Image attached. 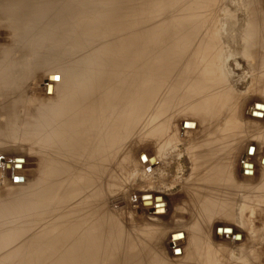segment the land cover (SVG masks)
Masks as SVG:
<instances>
[{"label": "rangeland", "instance_id": "rangeland-1", "mask_svg": "<svg viewBox=\"0 0 264 264\" xmlns=\"http://www.w3.org/2000/svg\"><path fill=\"white\" fill-rule=\"evenodd\" d=\"M23 1L26 0H0V84H4L1 83L3 70L6 72L4 73L6 78L10 76L9 82L13 86L8 88L5 86L4 89L3 85H0L2 87L0 89H4L3 94L0 92V232L12 229L13 238L10 247L7 245L8 235L2 236L0 239V261L9 262L11 259V264H62L60 261L62 259L60 244H56L54 240L48 238L51 235L49 229L53 226L51 223L54 221L52 217H49L51 202H54L59 194L66 196L72 189V186L69 185L72 181L86 184L80 186L79 189L88 191V186L92 183L91 180L95 182L99 180L97 177L88 178L86 170L82 175L77 171L87 164V159L84 160L77 153L78 146L84 138L86 139L87 135V130L81 124L83 121L81 117L85 114H81L82 108H79L75 113L76 105L80 101L79 96L76 99L72 98L70 102L66 101L67 96L72 93L73 85L69 86L67 81H65L66 85L64 84L62 79L66 80V76L62 74L59 64L79 62V57L90 54L95 44L100 45L98 41L102 42L106 38L105 35H108L110 40L128 37L131 41L130 44H134L132 33H140L138 38L142 41L140 49L145 57L142 61L144 68H142V75L145 80L150 76L153 78L151 83L147 81L144 86L143 109L139 114L140 116H134L135 119L126 125L125 134L128 137L115 144L114 141L118 139V132L113 125L110 128L109 139L112 153L108 160L109 174L102 182L99 181L101 186L98 184L95 190V194H97V190L98 194H103L102 201L104 203H101L105 207H101L100 200L96 199L95 208L99 209H97L98 212L101 210L100 207L104 210L109 208L107 211H110V220H113L109 227L113 229L114 234L120 233L123 240L118 242L117 249L115 247L110 255L102 256L99 264H149L146 261L128 262L126 260L127 255L124 254L128 253L127 245L131 238L135 246L137 245L136 252L140 249L139 251L143 253V259L144 257L145 259L150 258L149 253L154 251L150 249H154L153 246L156 244V246H160L159 250L157 249V257L170 261L161 263L182 264L180 261L177 262L178 258L171 250L176 253L182 251L186 246L187 236H191L185 231L184 236H179L181 244H175V247L172 248L169 245L172 240L170 239V243H168V238L171 233L180 230L182 226L181 223L180 226L178 222V224L175 222L177 220L183 221L187 227L189 223H198L200 219L205 218L200 213H179V210L184 209L183 207L186 208V195L190 194L185 190V185L196 176L192 166L195 154L193 148L187 147V145L189 142L190 144L193 143L198 139L197 137L204 144L200 149L204 157H208L212 153L208 145L212 143L214 145L216 142L226 146L227 150L224 151V155H219L218 159L223 158V163L228 166L230 177L232 181L234 180V184L232 181V183L225 184H228L232 190L237 188V193L224 190L222 194L225 196L228 193L234 197V206L232 205L234 211L237 208L236 203H240V209L241 206L243 207L244 226L241 230L246 238V244L252 243L256 249L255 253H248L249 248L247 249L248 246L245 244L246 254L251 256L248 260L240 254L242 247L228 246L230 244L226 242L223 246L228 247L231 251L225 248L224 253L219 254L217 263L211 261L210 264H264V203L259 201L258 191L255 190L264 184V112L261 111H264V105H262L264 104V0H203L201 3L200 0H195L196 2L186 0L187 3L185 0H73L68 8L63 3L61 6L58 0H28L27 3ZM111 5L122 7L121 18L118 19L114 16L108 19L104 16L107 12L105 9H109L108 6ZM196 7L199 8L196 9ZM178 10L190 16L188 18L189 24L192 26L203 24V28L200 27L201 25L199 26L201 31H198L197 34L200 37L198 35L194 37L191 44L192 49L189 47L187 54H178L179 56H175L176 59L173 61L171 54L174 40L172 24L174 23V16L179 12ZM193 14L199 16H193ZM123 17H126L123 20L124 26L119 28ZM104 18L107 20L102 22ZM190 18L193 21L190 22ZM133 19L136 20L133 21ZM221 19H229V22L239 25L234 32L235 36L241 34L247 37L245 29L250 30L252 29L250 27H254V25L253 29L257 30V32L254 31L256 34L259 30L261 31L259 32L260 37H255L253 43H250L246 56H241L234 52L236 49L229 48L223 52L221 64L218 61L219 64L217 65L212 60L209 62V58L206 59L204 56L198 58L197 55L199 54L197 53L200 50L201 52L205 51L206 46L204 48L200 46L203 43L201 41H207L213 34L215 37L212 38L216 39L217 35L223 32ZM183 20L185 21V19ZM132 21L137 23H131ZM242 22L244 28H241V31L239 28L240 25L243 27ZM95 25L98 29L92 31L91 29ZM73 28H76V32L71 34L68 30ZM34 32L38 35L33 34ZM223 33L218 35L217 40L222 39L220 36L222 37ZM68 37L69 39H67ZM94 37H97V40H94ZM152 37L155 38L152 39L153 41L151 40ZM33 38L36 41L32 40ZM71 41L74 45L70 48ZM241 41L244 47L240 46V51H243L246 49L247 41L245 38ZM166 42L168 43L166 44ZM194 46H197L198 50ZM235 47L239 49V46ZM221 49H223V45ZM228 50H231L230 53H232L229 58H227ZM44 53L49 55L45 56ZM167 53H169L168 56ZM151 54H155V56H151ZM41 55L46 58L52 55L53 58L50 57V59L45 60V57H41ZM183 55L187 59L186 61ZM193 55L197 57L195 58L198 60L197 63ZM192 57L195 61L193 66L197 65L195 73L194 67L192 69L187 64ZM146 61L152 65L148 63L145 65ZM86 62L84 61L83 64ZM211 62L213 64H210ZM57 65L59 66L57 67ZM177 65H179L178 69H176ZM188 67L191 70L186 73L185 69ZM215 67L222 68V70L226 68L225 75L228 74L227 79L225 77L226 81L217 84L213 81L212 71L209 69L214 70ZM202 69H205V72ZM198 72L202 75L199 79L200 83L197 80L199 86L203 82L208 86L203 84L204 88H199L200 94L198 91L196 92L197 95L196 93L192 95L189 93V97L188 93L185 94L186 89L193 79L192 76L198 78ZM26 73L28 74L25 78ZM215 74H213L214 78L218 71ZM13 76L15 77L13 78ZM12 78L15 80L14 82ZM18 79L22 83L18 82ZM23 79H27L26 82ZM154 80L155 82H153ZM62 84L63 86H61ZM46 86L50 87V89L48 88L49 91H47ZM61 87H63L62 90ZM206 89H211L212 94L210 90L207 92ZM4 93L9 98L6 95L4 97ZM85 94L88 95V91ZM257 102L261 103L254 106ZM253 106L259 111V114L256 110L250 112ZM64 111L69 112L70 122L63 119L65 117ZM255 112L257 115L253 114ZM58 116H62L60 121H56ZM256 117L260 120L257 121ZM194 120L196 123H193ZM185 121L192 122L191 125L188 124L192 130L190 129L191 131L189 130L190 132L183 136L181 131L186 125ZM183 122L184 125H182ZM88 136H90L89 133L87 138ZM250 144L254 146L249 147L248 154L255 168L245 164L241 169L240 163L244 161L243 157L245 159L246 150ZM256 148L257 153L254 156ZM147 154V158L149 156L160 158V165L148 170L154 166L152 164L146 168L147 170H144L145 163L143 161L147 158L143 159V157ZM70 155L77 157L72 160ZM202 160L200 163L203 165L202 169L205 173L207 165H213L217 158L211 159L209 163L205 159ZM58 167L61 170H57ZM247 169L248 172L250 171L249 173H245ZM68 170H73L74 176L68 174L67 177L62 176L63 182L57 184L55 180L61 177L56 175V172L65 175L64 173ZM86 180L88 181L86 182ZM89 182L90 184H88ZM144 193H150L155 203L161 202L165 205L164 214L159 216L160 220L157 218L155 221L154 219V215H157L155 208L152 209V207V210H148L145 203H141V195ZM228 194V197L223 196L224 199L232 198ZM144 197L142 198L144 199ZM105 202H109L108 206ZM156 204L160 205V203ZM8 205H10V211L6 212L5 208ZM57 210L59 211V207L55 211L56 214ZM67 211V208H61L58 213L62 216ZM54 216L57 218L56 215ZM211 217L206 218L207 221H211ZM219 218L220 220L216 219L217 221H215L213 219L212 221L216 225L218 224L217 229L219 230H217L216 236L218 241L222 242L224 239L220 228L231 223L235 217L227 218L226 215H221ZM148 225L152 227L150 228ZM145 226H148L147 229ZM156 226L158 228H155ZM194 226L191 227L194 228ZM140 229L141 231L144 230L141 232L142 235ZM155 229L157 236L159 235L160 238L163 236L158 242L155 241L159 236L157 238L153 236ZM239 232L241 233V231ZM159 242L163 244L159 245ZM147 243H152L153 246ZM122 245L125 247L123 248ZM55 246L57 247L55 248ZM145 246H148V249L150 247L149 252ZM78 248L80 252L83 250L79 246ZM51 249L53 253L52 251L47 253ZM9 252L11 255L8 258L7 253ZM82 253L78 256L80 261L75 262V264H94L96 261L94 254H87V260L82 263ZM141 253H139V259H142ZM133 258L137 259L138 257L133 256ZM0 264L2 263L0 262Z\"/></svg>", "mask_w": 264, "mask_h": 264}, {"label": "bare ground", "instance_id": "bare-ground-1", "mask_svg": "<svg viewBox=\"0 0 264 264\" xmlns=\"http://www.w3.org/2000/svg\"><path fill=\"white\" fill-rule=\"evenodd\" d=\"M58 1L61 4V6L63 3L66 6V8H68L69 5H71L73 0H58ZM173 1H175V0H173ZM178 1H176V2H178ZM182 1H184V0H182ZM190 1H188V2H190ZM193 1H195V0H193ZM201 1L203 2V0H200V3H201ZM23 2L27 3L28 0L23 1ZM95 2H97V1H95ZM172 3H174V2H172ZM186 3H187V1H186ZM191 3H193V2H191ZM176 5L178 6V3ZM195 5H196V3H195ZM186 7H188V6H186ZM108 8L109 9H105L107 11L104 15L106 18L110 19L114 16H116V18H118V19L121 18L120 15H121L122 7H120L119 5H117V6L111 5V6H108ZM189 8H190V5H189ZM198 8L196 7V9H198ZM177 9H179V8H177ZM87 10H85V11H87ZM181 11H182V9H181ZM193 16H199V15L193 14ZM189 17L190 16H188V14H185V13L183 14L179 11L177 13V15H175L173 18L174 23L172 24L173 25L172 27H173L174 32L172 31L173 32L172 35H173L174 40L172 39L173 42H172V53H171L173 61H174V59H176L175 56H177L178 54L179 55L183 54V53L187 54L189 52V50L187 51V49L189 47L191 48V46H192L191 44L193 43L194 37L197 35L199 36V34H197L198 31H201L199 28L200 27L203 28V24H200L201 26L197 25V24L192 26V24H189V22H188ZM106 18H104V20L102 22H105L107 20ZM195 18L197 19L198 17H195ZM202 18H203V16H202ZM79 19L77 20L78 22L80 21ZM125 19H126V17L122 18V22L120 21L121 25L119 26V28L124 26L123 20H125ZM183 19H185V21ZM134 20H136V19H133V21ZM198 20H200V19H198ZM221 20H222V24L221 23L220 24L223 25V27L221 29L223 32L226 31L225 33L221 32V34L223 33L222 37L220 36V38H222V39L217 40L218 35H221L220 33L217 35L216 39L212 38V37H215L214 34L209 39H207V37L205 36L207 41H201V43L203 42L202 45L199 44L203 48H204V46H206L205 51L203 50V52H201V50H200L201 54L199 51L197 53V54H199V55H197L198 58L204 56L206 59L209 58V60H208L209 62H210V60H212L213 63H215L217 65L219 64L217 62L218 61L220 62L222 59L223 52L229 48L236 49V50H234V52L241 55V56L242 55L246 56L248 54V47L250 46V43L251 42L253 43V40L256 39L255 37H260L259 32L261 31V30H259V32L257 33L258 34V36H257V34H256L257 30L253 29L255 27V25H254V27H250L253 30L252 29H250V30L245 29V33L247 34L246 35L247 37H245L241 34H240V36H235L234 32L236 31V29L239 25L238 26L234 25L233 22H229V19H225V20L221 19ZM77 21H76V23H77ZM133 21L131 23H137V22H133ZM189 21L191 22L193 20H191V18H190ZM196 22H198V21L196 20ZM239 22H241V21H239ZM108 24H110V23H108ZM204 26H205V24H204ZM242 26H243V22H242ZM246 27H247V25H246ZM241 28H244V26L241 27V25H240L239 29H241ZM36 29H38V28H36ZM96 29H98V28L95 25L94 28H92L91 30L94 31ZM68 31H70L71 34L72 33L74 34V32H76V28H73V29L68 30ZM195 31H196V34H195ZM241 31H242V29H241ZM254 31H256V32H254ZM35 32H36V30H35ZM35 32L33 34L38 35ZM238 33H237V35H239ZM242 34H243V32H242ZM35 35L34 36L32 35V36L35 37ZM140 35H141L140 33H132L131 36L135 41L134 44H130L131 41L129 40L128 37H123V38H119L116 40L115 39L110 40L109 36L105 35L106 38L103 39L102 42L98 41V42H100V45L97 46L95 44V46L93 47V51L90 54H85L86 59H85V55H82V57H79L80 61L79 62L75 61L76 62L75 64H73V62H66V63L59 64L60 66L57 65V67L58 66L61 67L60 69H61L62 74H64V76H66L65 77L66 80L62 79V81H64V82L67 81L69 86L73 85V87L71 88L72 93L67 96L66 101L70 102V100L72 98L76 99V97H78V96L80 97V101L76 105L75 113L78 111L79 108L83 109V112H81V114L84 113L85 115L83 117H81V119L83 120L81 122V124L83 125V128L85 127L84 129L87 130V135H88V133L90 135V136H88V138L86 135V139L84 138L81 141L82 143L77 148L78 149L77 153L80 156H82V158L84 160L87 159V164L84 167H82V169L77 170L80 173V175H82L83 172L86 170L88 173L87 174L88 178L97 177V179L101 182L103 181L104 178H106L107 174H109L108 173V166H109L108 160H109L111 153H112V146L110 143L111 141L109 139V136H110L109 132L111 131L110 130L111 126L113 125L114 129L115 130L117 129L118 139H115L114 143L118 144L122 139H126L128 137L125 134L126 125L129 124L132 120H134L136 116L137 117L140 116L139 114H141V112H142L143 101H144L143 100L144 86L146 85L147 81L151 83V79L153 77L150 76V77L146 78V80H145L143 78V75H142V68H143L142 67V61L145 57H144V54L142 53V51L140 49L141 44H142L141 39H138ZM162 35H164V34H162ZM200 35H201V33H200ZM202 35H203V33H202ZM207 36L209 37V35H207ZM158 37H159V35H158ZM244 38L247 41V44L245 45L246 49L243 51H240L241 50L240 46L244 47V45H242V41H241V39H244ZM67 39H69V37ZM152 39H155V38L152 37L151 40ZM32 40H35V38H33ZM55 40L57 42V39H55ZM94 40H97V37L96 38L94 37ZM152 41H151V43H152ZM33 42H32V44H33ZM155 42H154V44H155ZM167 43L168 42H166V44ZM28 44H30V41H28ZM73 45H74V43H72V41H71L70 42V48ZM222 45H223V49H221ZM235 46H239V49ZM47 47H49V46H47ZM163 47H164V45H163ZM194 47L196 48L197 46H194ZM196 50H198V47L196 48ZM228 51H229V53L227 54V58L231 57V54H232V53H230L231 50H228ZM168 54L169 53H167V56H168ZM42 55H43V53H42ZM42 55H41V57H45V56H48L49 54L48 55L45 54V56H42ZM78 55H81V54H78ZM153 55L155 56V54H151V56H153ZM51 56H49V58L45 57L44 59L45 60L50 59ZM191 56H189V57H191ZM194 56L195 55H193V57ZM183 57H184V55H183ZM193 57L189 60V63H187V64L191 68L194 67V69L193 68L192 69L195 73L196 69H197V65L193 66V63L195 62L194 59L197 57L195 56L194 59H193ZM52 58L53 57H51V59ZM177 59H178V57H177ZM81 60H82V62H81ZM86 60H88V62H86ZM186 60L187 59L185 58V61ZM84 61L86 63L83 64ZM182 61H183V63L185 62L183 60V58H182ZM197 61L198 60H196V63H197ZM175 62H174V65H175ZM147 63L149 64V61H146L145 65H147ZM204 63H208V62H204ZM213 63L211 62L210 64H213ZM150 64L152 65V63H150ZM181 64H182V62H181ZM220 64H221V62H220ZM143 66H144V64H143ZM158 66H160V65H158ZM209 67H210V65H209ZM219 67H221V66L219 65ZM178 68H179V65L176 66V69H178ZM191 68H189V67H188V69L186 68L185 72L187 73L189 70H191ZM215 69H217L218 74H219V75L217 74V76H219V77L216 76L214 78L213 74L217 73V71H215ZM215 69L214 70L209 69L212 71V78L214 79L213 81H215L216 84L226 81V79H227L226 76L228 75V74L225 75L226 68L222 70V68L219 69V68L215 67ZM206 70H207V68H206ZM213 71H215V72H213ZM2 72L3 73H1V74L3 75V80L1 83H4V84H0V85H3L2 87H4V89H5V86H7V88L13 87L9 82L10 76L8 78H6L7 76L4 75V73H6V72L3 70H2ZM15 72H16V70H15ZM190 72H192V71H190ZM13 73H14V71H13ZM151 73H152V71H151ZM153 73H155V72H153ZM227 73H228V71H227ZM11 74H12V72H11ZM27 74L28 73H26V76H24L25 78L27 77ZM172 75H174V74H172ZM200 76H202V75H200V73H199L198 78H197V76L195 78H194V76H192L193 79H191L190 85H188V88L186 89L185 94L190 93L192 95L193 93H196L197 91L199 94L201 93V90L199 88L200 87L204 88L203 84H205V83L201 82L202 84L199 86V84L197 83V80L199 82V79H201ZM14 77L15 76H13V78ZM225 77H226V79H225ZM13 78H12V80H13ZM26 80H24V81L26 82ZM155 80L153 82H155ZM14 81L15 80H13V82ZM62 81H61V83H64ZM18 82H20L19 79H18ZM20 83H22V82H20ZM16 84H17V82H16ZM64 84L66 85V82ZM188 84H189V82H188ZM21 85H23V84H21ZM61 86H63V84ZM149 86H150V84H149ZM206 86H208V85H206ZM2 87H0V88H2ZM18 87H20V85H18ZM46 88H47V91H49L48 88L50 89V87L46 86ZM62 88L63 87H61V90H62ZM4 89H0V92H2L1 94H3ZM199 90H200V92H199ZM209 90L211 91L210 93L212 94L211 89H208L207 92H209ZM87 91H88V95L85 94V92H87ZM148 92H149V90H148ZM5 93H4V97L6 95ZM7 93H9V92H7ZM190 94L188 95L189 97H190ZM211 94H208V95H211ZM196 95H197V93H196ZM7 97L9 98V96H7ZM187 102H189V101H187ZM260 103L261 102H257L254 104V106L256 104H260ZM262 105H264V104H262ZM254 106L250 112H253L256 110L259 114V111L256 108L254 109ZM258 108L260 110V107H258ZM261 111L264 112L263 110H261ZM96 112H98V114H96ZM257 112H255L253 114L257 115L256 114ZM64 116H65V117H63L64 120L65 119H66V121L69 120V118H70L69 112L64 111ZM61 118H62V116H58V119H56V121H60ZM256 120L258 121L260 119H257V117H256ZM191 121H193V120H191ZM191 121H185L186 127L184 126V129H182V131L180 130L181 132H183V136L185 133L188 134L192 130V128L190 126L192 123ZM49 122H51V121H49ZM69 122H70V120H69ZM193 123H196V121ZM188 124H190V125H188ZM182 125H184V122L182 123ZM8 138H9V136H8ZM197 138L198 139H196L194 142L192 141L193 143L190 144V142H189L187 145V147L193 148V152L195 154L194 155L195 157L193 160L194 163H192V166L194 168L193 171L195 170L194 173H196V176L193 177V175H192V177L194 179H192L190 182H188L185 185V190L188 191L190 194L188 196L186 195V198H187L186 208L183 207L184 209L179 210V213L180 214H182L183 212L184 213H190V214L200 213L202 215V217L204 215L205 218H203V220L200 219L199 220L200 222H198V223H196V222L193 224L189 223L187 226L188 228L186 227V225L183 221L179 222L176 219L177 221L175 223L178 222L179 225L181 223L182 226L180 225L181 226L180 230L175 231V232L170 234V236L168 238L169 239L168 243H170V239L172 240V242L169 245H171V247L173 248V246L175 247V244L176 245L181 244L180 240H179V236L180 237L184 236L185 231L188 232V234L191 237L187 236L186 246L182 249V251L179 250L180 252L176 253V252L171 250V252L175 256H177V258H178L177 262L180 261V263H182V264H210L211 261L212 262L214 261L217 263L218 256H220L219 254L221 252L225 251V248H227L228 251H231L228 247L223 246V244H226V242H227V244L228 243L230 244L228 246L236 245V246L242 247L243 249H241L242 251L240 253L241 256L245 257L246 259L249 260V258L251 256L249 254L247 255L246 251L244 249V246L247 242H246V238L244 236V233H242V230H241L242 226H244V224H243L244 213H242V212H244V211H242L243 207L241 206V209H240V203H236L237 204L236 207L238 209L236 208L234 211L233 210V206H234V203H233L234 199L233 198L234 197L231 196V194L226 193L225 196H227V194H228L229 196L232 197V198H229L230 199V201H229V199H224L225 196L222 194V192L224 190L229 191V192L233 191V193H234V191L236 192V189H237V188H235V189L233 188L234 190H232L230 188V186H228V184H225V183H232L234 180L232 181V178L230 177L231 174L228 172V166H226L225 163H223L224 162L223 158L218 159L219 155H224V151L227 150V148L225 145L217 144L216 142H214V145H212L213 143L212 144L208 143L210 145H208V144H206V145H208L210 147V149H211L210 151H212V153L211 154L209 153L210 155L208 157H204V156H202L203 155L202 152H200L201 151L200 149H202V146L204 144L201 142L202 140H200L199 137H197ZM212 146H214V147H212ZM251 146H254V145L253 144L248 145L247 150H246V157H245V159L243 157L244 161H242V163H240L241 169H242V167L245 166V164L246 165H252L251 168H253V169L255 168L254 165L252 164V162L250 161L249 154H248L249 147H251ZM256 153H257V148L255 150L254 156H256ZM146 156H148V154L144 155L143 159ZM69 157H70V159L75 160L77 156H71L70 155ZM153 157H154V160H152ZM202 158H203V160L205 159L208 163L210 162L211 159L213 160V158H217V161L215 163H213V165H211L212 167L207 165V171L204 173V169H202L203 165L200 163ZM143 163H145L144 170H147L146 168H148L149 165L153 164L154 166L148 169V170H152L155 166L160 165L159 164L160 158H158L157 156H149L146 160L143 161ZM210 167H211V169H209ZM57 170H61V168L58 167ZM239 170H240V168H239ZM249 172H248V169L245 170V173H249ZM64 174L65 175H62L61 173L56 172V175H59L61 177V178L55 180L57 184H60L63 182L64 178H62V176L67 177V174L74 176V171L68 170ZM243 175H245V174H243ZM87 181L88 180H86V182ZM91 181H92L91 185L90 186L87 185L89 187L88 191L79 189L80 186L86 185V184H83L81 182L72 181V183H69V185L72 186V189L70 190V192L66 196H63L62 194L57 195L55 201L51 202V209H50L51 214L49 217H52L54 219V221L51 223V224H53L52 227L49 225L51 227L49 229L51 231V235H49L50 237H48V238H51L52 240H54V242L56 244L57 243L60 244L59 247L62 248L61 254H60L62 256V259L60 261L62 262V264H75V262L76 263L79 262L80 259L78 258V256H80L81 252H83L82 258H81L82 263H85V261L87 260L86 255L92 253L95 255V260H96V261H94V264H99V263H101V262H99L101 257L102 256L105 257L107 255H110L113 252V249L118 245V242L123 240V237L119 232H118L119 233L118 235L116 234L117 232L114 234L113 229H111L109 227V225H111L113 220L112 221L110 220L111 214L109 215L110 211L109 212L107 211V210H109V208H107V210H104V208H101L102 206L105 207L104 204H102V203H104L102 201L104 198L103 194H98V190H97V194H95V190L97 189L99 181H97V182H95L94 180H91ZM88 184H90V182ZM232 184H234V182ZM74 187H76V188H74ZM249 189H252V188H249ZM254 189H255V187H254ZM255 190L258 191L259 195L257 197L258 198L260 197L259 201L262 202V204H263L264 201H262V200H264V184L261 187H257ZM143 196H145L144 199L142 198ZM255 197H256V195H255ZM96 199H99L100 204H102V205H100L101 210L99 212L97 211L98 208L97 209L95 208L96 207L95 206ZM204 199H205V201H204ZM104 201L107 202V200H104ZM152 201H153V203H152ZM141 203L142 204L145 203V206L148 210L151 209L152 207H153L152 209L155 208V212L157 214V215H154L155 221L157 218L159 219V216H162V214H164L163 210H164L165 205L161 204V202H156V203H160V205H157L155 203V200L153 199V197L150 195V193H144L143 195H141ZM186 203H184V204H186ZM106 204L105 205L108 206L109 202ZM58 207H59V211L61 210V208H63V209L67 208L68 211L65 214H63L62 216H60V213H58L59 212L58 210H57L58 211L57 214L55 212ZM9 208H10V205L6 206V208H5L6 212L10 211ZM239 209H240V212H239ZM187 210H188V212H186ZM96 211L98 212L97 217H96V213H97ZM153 213H154V211H153ZM54 215H56L57 218H55ZM201 215H200V217H201ZM221 215L222 216L226 215L227 218H230L231 216L235 217V219H233L231 223H227L223 227L220 228L221 231L223 232L221 234L223 236V239H224L222 242L218 241L219 239L216 236L217 230H219V229H217L218 224L216 225L214 223V221H212L215 217H216L214 219L215 221L220 220L219 216H221ZM210 217H211V221L210 220L207 221L206 218H210ZM175 218H178V217L175 216ZM213 224H215V225H213ZM45 225L47 226V223ZM191 226H194V228H192ZM147 227L145 226V229H147ZM149 227L151 228L152 226H149ZM118 228H120V227H118ZM153 228H154V226H153ZM155 228H158V227L156 226ZM45 230H47V229L45 228ZM120 230H121V228H120ZM139 231H140V233L142 231L144 232V230L141 231V229ZM150 231H151V229H150ZM239 231H241V233ZM47 232H49V231H47ZM238 233L240 234L239 236L237 235ZM130 234H131V232H130ZM141 235H142V233H141ZM141 235L139 234V236H141ZM2 236H7V243H8L7 245H8V247H10L11 243H12V239H13L12 238V229H6L5 231L0 232V239L2 238ZM153 236L155 238H157L159 236V235L158 236L156 235V229H155ZM158 238H160V236ZM158 238L156 239L157 241H155V242L160 241L163 238V236H161V238L159 240H158ZM140 239H141V237H140ZM145 240H146V238H145ZM145 240H141V241H145ZM160 243L161 242H159L158 244L159 245L163 244V243H161V244ZM148 245L153 246L152 243L151 244L149 243ZM57 246H55V248ZM65 246H67V248H65ZM78 246L81 249H83L81 252H80ZM136 246H135V243H133L132 238H131L130 243H128V245H127L128 253L127 252H126V254L123 253L124 255H127L126 260L128 262L129 261L134 262L135 260L146 261V263L148 262L149 264L150 263L156 264V262H159V264H163V263H161L163 261L167 262V263L170 262V261H168V259L164 260V258H162V257H157L158 256L157 249L159 250L160 246H156V244H154V246H153V248L155 247L154 249H152V248L150 249V247H149V249L151 251L152 250H154V251L152 253H149L150 258L148 257L147 259H145V257L143 259V257H142L143 253H141V251H139L140 249L138 250V252H136V250H135ZM181 246L183 247V244ZM181 246H180V249H181ZM247 246H246L247 249L249 248L248 253L254 252L256 250L254 245H252V243L247 245ZM122 247H123V245H122ZM124 247H125V245H124ZM145 247H147V252H149L148 246H145ZM52 248H54V247H52ZM177 248H179V247H177ZM116 249H117V247H116ZM234 249H235V246H234ZM118 250H119V248H118ZM121 250H122V248H121ZM175 250H178V249L175 248ZM51 251H52V249L49 250L47 253H50ZM232 251H234V250H232ZM58 252L60 253V250ZM52 253H53V251H52ZM139 253H141L142 259L141 258L139 259ZM10 255H11L10 252L7 253L8 258L10 257ZM147 255H148V253H147ZM52 256H54V255H52ZM55 256H56V254H55ZM55 256H54V258H55ZM133 256H136L138 258L134 259ZM0 262L2 264H11V259L9 260V262L8 261L7 262L6 261H0ZM61 262H57V263H61Z\"/></svg>", "mask_w": 264, "mask_h": 264}]
</instances>
